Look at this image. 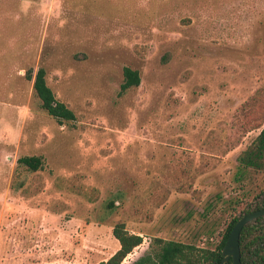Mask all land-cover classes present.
<instances>
[{
	"label": "rangeland",
	"instance_id": "1",
	"mask_svg": "<svg viewBox=\"0 0 264 264\" xmlns=\"http://www.w3.org/2000/svg\"><path fill=\"white\" fill-rule=\"evenodd\" d=\"M40 68L74 122L42 109ZM263 129L264 0H0V264H102L119 222L143 236L122 264L214 250L260 206L239 157Z\"/></svg>",
	"mask_w": 264,
	"mask_h": 264
},
{
	"label": "trees",
	"instance_id": "2",
	"mask_svg": "<svg viewBox=\"0 0 264 264\" xmlns=\"http://www.w3.org/2000/svg\"><path fill=\"white\" fill-rule=\"evenodd\" d=\"M33 81V88L41 101L42 109L60 125L65 122H74L76 116L69 107L59 101L46 81V71L40 68L33 76L32 72L26 75ZM141 76L136 70L129 67L124 69V83L122 91L140 85ZM264 129L255 144L239 157L240 166L243 168L262 169L264 165ZM18 163L36 172L43 167V159L39 156H26ZM113 204L110 205V208ZM264 208V196L257 209ZM239 219H235L228 226L220 244L214 250L197 249L180 242L158 239L159 250L153 254L140 257L135 264H220L223 259L222 250L227 239ZM113 236L120 243V249L102 264H122L124 260L139 246L143 244V236L130 233L124 222H119L113 227ZM242 264H264V217L244 228L240 239ZM227 264H233L230 260Z\"/></svg>",
	"mask_w": 264,
	"mask_h": 264
},
{
	"label": "water",
	"instance_id": "3",
	"mask_svg": "<svg viewBox=\"0 0 264 264\" xmlns=\"http://www.w3.org/2000/svg\"><path fill=\"white\" fill-rule=\"evenodd\" d=\"M261 217H264V208L249 212L238 220L222 250L223 259L220 264H227L230 260H232L233 264H242V254L240 246L242 231L246 226L255 222L258 218Z\"/></svg>",
	"mask_w": 264,
	"mask_h": 264
}]
</instances>
